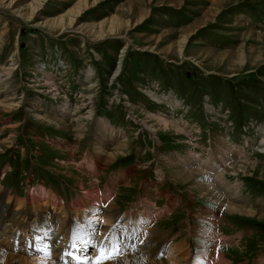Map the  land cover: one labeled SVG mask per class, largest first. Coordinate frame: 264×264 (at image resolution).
I'll return each instance as SVG.
<instances>
[{
  "label": "rangeland",
  "instance_id": "rangeland-1",
  "mask_svg": "<svg viewBox=\"0 0 264 264\" xmlns=\"http://www.w3.org/2000/svg\"><path fill=\"white\" fill-rule=\"evenodd\" d=\"M103 123L112 160L98 157ZM263 139L264 0H0V193L13 209L52 192L31 200L80 224L73 202L98 191L120 218L92 217L99 233H129L126 217L190 264H264V218L228 213L185 165L215 161L206 174L224 170L264 211Z\"/></svg>",
  "mask_w": 264,
  "mask_h": 264
},
{
  "label": "bare ground",
  "instance_id": "bare-ground-1",
  "mask_svg": "<svg viewBox=\"0 0 264 264\" xmlns=\"http://www.w3.org/2000/svg\"><path fill=\"white\" fill-rule=\"evenodd\" d=\"M70 26L72 25L69 24L67 26L66 23V25L61 27V30ZM53 119L56 120L55 118ZM53 119H51V121H54ZM160 122L162 123V121ZM163 124L165 125V127L170 126L169 122H167L166 119L163 121ZM173 124L174 123H172L171 125L175 126ZM180 129L176 130L178 131ZM107 131H109V128L106 126V123H103L99 125L94 135L95 139L98 141V144L100 143L99 149L101 152L99 151L98 157L101 159L103 155L108 157L110 156L108 158L110 160L114 157L115 154H109L107 152L108 144L110 145L111 143V138L106 139V135L102 136V133ZM101 141H104L105 143L102 144ZM261 146H264V139L262 140ZM119 148H122V146H120ZM224 149L226 150V148ZM191 155L192 153L189 155V159L187 163H185V165H193L194 167L193 169H189L187 171L186 176L190 177L194 175V173L204 174L206 182L199 186L200 189L202 188L201 194L203 196L209 197L210 199L214 200L217 204L221 205V207H223L228 213H234L240 216L245 215L249 217H255V215H259L260 219L264 218L263 210L249 207V204L247 203L248 199L239 194V191L237 189L238 186L236 184H233L232 182H227V184L225 183V178L223 177L224 170L222 172L218 170V173L214 176V178L209 177V175L206 174L207 170L214 171L215 173L217 172L219 166H217L218 164L215 161L211 160L210 163L206 165L203 164L204 161H199L197 157ZM195 159H197L198 162ZM247 165L254 166V164L250 162H247ZM207 166H211V168H206ZM161 177H163V175H161ZM220 187L222 190H220ZM35 194L30 195L31 197L29 196L30 201L22 199V201L19 202V206L21 207L13 209L14 205L5 202L2 193H0V264H63L62 261L57 260H62L60 253L65 248H68V250H72L70 248V245L72 243V232L74 229L76 231L77 244L81 239H92L98 245L100 243H104L106 246L111 248L108 255L112 259V264H166L167 262L161 257L162 254L160 253H165L166 257L173 254L174 257L175 255H181V257H183L184 259L177 257L176 260H178L179 262H182L183 260V262L187 261L185 263H189V259L187 258V251H183V247L178 248V245L166 246V244L162 245L160 244L161 242H157L156 240H154V238L152 240L150 238H144L147 235H142L140 233L143 222L141 220L135 222L132 219L130 221L131 223H129L126 217L125 219H123L124 221H126L124 222V224L130 225L129 233H126L124 231L127 229V226L125 225V227H123L122 229L119 225L120 229L116 234H112V231L114 230L112 227H107L105 231L99 233L97 231V226H95L92 222V217H103L107 221H109V218H113V220L109 222H112V224L115 225L116 223L113 222L118 221L120 218H117L118 216H115V218L112 216L111 210L113 209V204L109 207L101 205V202L97 198L98 191L95 193L91 192L90 194H86L84 195V197H78L73 202L74 205H78L77 208L86 220V222L84 220H81L79 222L80 224H76L74 220L70 218L69 213L67 212L66 215L54 214L52 212L53 210H50L46 207H40L34 203V200H31L34 197L35 199H38V201H43L46 199L51 200V197H55V195H52V192H49V194L47 195H43L42 198L37 196L40 195L39 192L38 194ZM56 200L57 199L53 201V204L56 202ZM116 227L118 226L116 225ZM99 229L100 228L98 227V230ZM134 233L135 242L133 244H129L128 240L134 237ZM119 239L120 241L125 242V244L117 245L114 243ZM49 241L54 246L52 249L54 255L52 258L47 257L48 260L41 262L42 260H35L34 257L33 259H31L28 256H24V254H20L21 252H24L25 249V253L40 254L38 253V250L45 249V245ZM29 247H31V249ZM6 248L15 250L13 253H8L4 250ZM27 250L29 251L27 252ZM103 258L107 257H102V259ZM199 260L200 259H198V257L195 258L192 264H204V262L201 263ZM206 260L209 261V259ZM74 263L71 262V264Z\"/></svg>",
  "mask_w": 264,
  "mask_h": 264
},
{
  "label": "snow or ice",
  "instance_id": "snow-or-ice-1",
  "mask_svg": "<svg viewBox=\"0 0 264 264\" xmlns=\"http://www.w3.org/2000/svg\"><path fill=\"white\" fill-rule=\"evenodd\" d=\"M77 236L75 229L72 232V243L68 250L65 248L61 253V257H64L63 264H110L112 261L111 257L108 255L111 248L106 246L104 243L99 245L95 243L92 239H81L79 243L76 242ZM53 245L49 241L45 245V249L38 250V253L45 255L48 258H52L54 253L52 251ZM91 249V253L89 252ZM102 257H107L103 258Z\"/></svg>",
  "mask_w": 264,
  "mask_h": 264
}]
</instances>
